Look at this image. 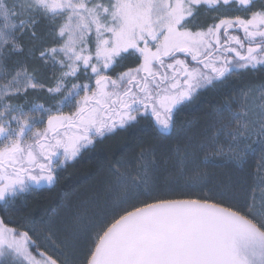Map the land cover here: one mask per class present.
<instances>
[{
  "label": "snow or ice",
  "instance_id": "snow-or-ice-1",
  "mask_svg": "<svg viewBox=\"0 0 264 264\" xmlns=\"http://www.w3.org/2000/svg\"><path fill=\"white\" fill-rule=\"evenodd\" d=\"M120 132L102 199L29 209ZM0 264H264V0H0Z\"/></svg>",
  "mask_w": 264,
  "mask_h": 264
},
{
  "label": "trees",
  "instance_id": "trees-1",
  "mask_svg": "<svg viewBox=\"0 0 264 264\" xmlns=\"http://www.w3.org/2000/svg\"><path fill=\"white\" fill-rule=\"evenodd\" d=\"M205 99L215 105L221 98L205 94ZM205 99L182 113L180 119L198 117L203 120L209 111V104ZM199 127H203V123ZM128 139L125 133L120 132L104 141L103 145H97L96 150L86 153L79 162L69 164L67 170L61 174L60 183L56 188L39 191L29 198V209H34L35 213L40 215L45 209L57 208L58 202L63 198L65 207L58 208L60 219L70 223L77 208L83 209L85 202L92 204L103 198L108 179L107 160L118 155ZM81 254L78 252L77 256Z\"/></svg>",
  "mask_w": 264,
  "mask_h": 264
}]
</instances>
